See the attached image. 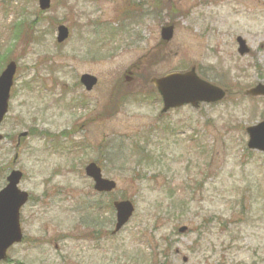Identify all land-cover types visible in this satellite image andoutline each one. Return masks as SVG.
Here are the masks:
<instances>
[{"label": "rangeland", "instance_id": "374dc122", "mask_svg": "<svg viewBox=\"0 0 264 264\" xmlns=\"http://www.w3.org/2000/svg\"><path fill=\"white\" fill-rule=\"evenodd\" d=\"M25 20L30 38L15 35ZM6 51L0 72L9 60L18 71L0 126V189L19 169L30 200L24 240L0 264H264V153L246 133L264 119V96L246 93L264 83V0H52L46 11L0 0ZM192 67L226 96L162 114L151 77ZM84 73L98 78L91 91ZM90 162L113 192L98 195ZM124 199L135 213L112 234Z\"/></svg>", "mask_w": 264, "mask_h": 264}, {"label": "water", "instance_id": "95a60500", "mask_svg": "<svg viewBox=\"0 0 264 264\" xmlns=\"http://www.w3.org/2000/svg\"><path fill=\"white\" fill-rule=\"evenodd\" d=\"M41 9L46 10L51 6V0H39ZM174 25H167L162 28V38L166 41L172 39ZM69 36V29L65 25L58 27V42H64ZM241 54L249 51L246 41L238 38ZM17 64L11 61L0 75V124L8 111V101L10 89L14 82V75ZM133 81L132 77H127ZM97 78L90 74H84L81 81L91 90L97 83ZM151 83L159 90L163 96V112L184 104L198 106L200 102H215L225 97L223 89L199 78L195 73V68L187 72H173L163 77H152ZM252 95H264V84H259L248 91ZM250 139L248 145L252 149L264 151V120L257 125L247 129ZM27 133H23L26 135ZM3 135L0 133V140ZM86 174L95 181V189L100 192H110L116 187V182L104 178L101 168L94 162L86 167ZM23 177L20 170H12L7 177L8 184L0 190V260L7 259L8 249L16 242L23 239L20 224V209L28 201L29 194L19 189L18 184ZM117 223L113 233L118 232L132 217L135 206L130 200L116 201ZM181 232L187 231V227H182ZM186 260V258H185Z\"/></svg>", "mask_w": 264, "mask_h": 264}, {"label": "trees", "instance_id": "16d2710c", "mask_svg": "<svg viewBox=\"0 0 264 264\" xmlns=\"http://www.w3.org/2000/svg\"><path fill=\"white\" fill-rule=\"evenodd\" d=\"M27 23H28V24H27ZM31 23H33V22H31ZM26 24H27V25H26ZM29 27H30V23H29V21H27V20H25V22L22 21V22H20V23H17V24H16V36H20V35H22V36H25L26 38H30L31 35H32V30L30 31ZM1 60L4 61V62L7 61V59H6L5 56H3V57L1 58ZM43 132L45 133V131H43ZM45 134H46V133H45ZM8 137L10 138V136H8ZM165 246H166V247H165V249H164L163 252H165V250L168 249V246H167V245H165ZM150 255H152V253H151ZM16 264H25V262H22V261L16 260Z\"/></svg>", "mask_w": 264, "mask_h": 264}]
</instances>
